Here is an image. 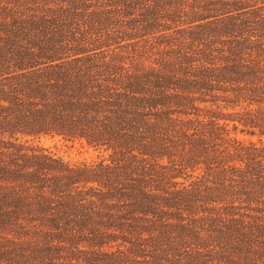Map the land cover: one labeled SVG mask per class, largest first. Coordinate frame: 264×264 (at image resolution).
<instances>
[{"label":"trees","instance_id":"obj_1","mask_svg":"<svg viewBox=\"0 0 264 264\" xmlns=\"http://www.w3.org/2000/svg\"><path fill=\"white\" fill-rule=\"evenodd\" d=\"M0 264H264V0H0Z\"/></svg>","mask_w":264,"mask_h":264},{"label":"rangeland","instance_id":"obj_2","mask_svg":"<svg viewBox=\"0 0 264 264\" xmlns=\"http://www.w3.org/2000/svg\"><path fill=\"white\" fill-rule=\"evenodd\" d=\"M39 145L48 154L69 164H77L95 158V154L90 149L77 142L69 143L58 138L45 137L40 140Z\"/></svg>","mask_w":264,"mask_h":264}]
</instances>
